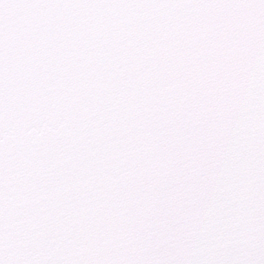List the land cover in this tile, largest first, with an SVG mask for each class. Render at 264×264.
Wrapping results in <instances>:
<instances>
[{"label":"snow or ice","instance_id":"6c2138e0","mask_svg":"<svg viewBox=\"0 0 264 264\" xmlns=\"http://www.w3.org/2000/svg\"><path fill=\"white\" fill-rule=\"evenodd\" d=\"M0 264H264V0H0Z\"/></svg>","mask_w":264,"mask_h":264}]
</instances>
